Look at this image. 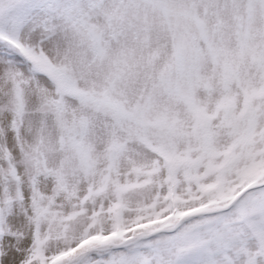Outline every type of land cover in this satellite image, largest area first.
Wrapping results in <instances>:
<instances>
[{
	"label": "snow or ice",
	"instance_id": "6c2138e0",
	"mask_svg": "<svg viewBox=\"0 0 264 264\" xmlns=\"http://www.w3.org/2000/svg\"><path fill=\"white\" fill-rule=\"evenodd\" d=\"M0 264H264V0H0Z\"/></svg>",
	"mask_w": 264,
	"mask_h": 264
}]
</instances>
